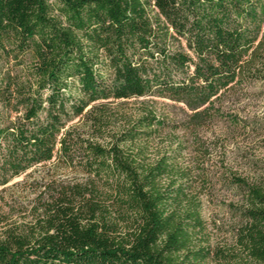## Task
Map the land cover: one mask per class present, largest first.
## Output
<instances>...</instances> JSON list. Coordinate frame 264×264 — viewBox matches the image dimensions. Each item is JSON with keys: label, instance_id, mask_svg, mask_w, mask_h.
<instances>
[{"label": "trees", "instance_id": "trees-1", "mask_svg": "<svg viewBox=\"0 0 264 264\" xmlns=\"http://www.w3.org/2000/svg\"><path fill=\"white\" fill-rule=\"evenodd\" d=\"M255 84L264 0H0V264H264V179L202 136Z\"/></svg>", "mask_w": 264, "mask_h": 264}, {"label": "rangeland", "instance_id": "rangeland-1", "mask_svg": "<svg viewBox=\"0 0 264 264\" xmlns=\"http://www.w3.org/2000/svg\"><path fill=\"white\" fill-rule=\"evenodd\" d=\"M143 102H147L158 112H166L174 106L163 100L148 98L130 100L119 106L128 113H135ZM232 103L231 113L238 120L247 121L249 125L245 129H228L226 136L223 135L221 126L214 127L202 133L203 139L212 145L214 143L222 147L226 153L228 165L237 172L247 177L257 175L264 179V85H252ZM115 105L116 103L113 106ZM20 180L21 178L15 179L9 185L20 182ZM227 192L223 190L221 194L226 195ZM8 200L7 196L2 195L0 188V209L2 208V211L7 210L5 205L9 203ZM227 220L224 219V225L218 226L217 229L209 226L206 231L210 237L211 248L225 255L230 253L232 245L230 238L232 226L229 220L226 223ZM206 264H226V262L216 259L213 255V258Z\"/></svg>", "mask_w": 264, "mask_h": 264}]
</instances>
